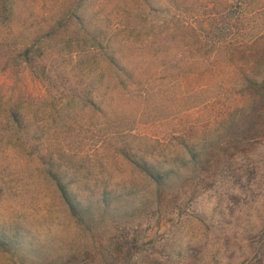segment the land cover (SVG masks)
<instances>
[{
    "label": "rangeland",
    "instance_id": "obj_1",
    "mask_svg": "<svg viewBox=\"0 0 264 264\" xmlns=\"http://www.w3.org/2000/svg\"><path fill=\"white\" fill-rule=\"evenodd\" d=\"M14 2L13 14L0 16V95L20 97L37 115L22 131L29 150L18 148L0 121V234L19 226L25 231L15 254L0 248V264H31L35 244L58 262L71 257V264H123L128 251L134 254L130 264H256L264 243V98L244 78L264 79V0ZM74 13L99 28L101 41H122L124 57L138 69L135 83L118 90L102 112L91 105L63 111L67 128L49 124V115L56 116L52 107L69 89L87 83L91 74L79 52L87 48L78 42L96 41ZM194 33L205 49L215 45L209 56L191 47ZM35 43L44 46L53 87L20 61L19 53ZM155 43L172 46L155 59L149 47ZM195 60L197 70H181ZM232 124L241 127L239 143L226 145L203 182L177 187V199L149 218H107L95 232H82L43 173V162L53 158L76 179H90L91 187L94 181L116 183L135 177L114 152L116 140L128 135L135 144H152L157 154H174L182 138L227 135ZM35 145L41 157L28 154ZM126 237H136L135 244L125 243Z\"/></svg>",
    "mask_w": 264,
    "mask_h": 264
},
{
    "label": "trees",
    "instance_id": "obj_2",
    "mask_svg": "<svg viewBox=\"0 0 264 264\" xmlns=\"http://www.w3.org/2000/svg\"><path fill=\"white\" fill-rule=\"evenodd\" d=\"M14 4V0H0V16H5L7 12L13 14ZM73 15L75 17L73 19L81 30L91 35V39L96 41H89L88 44L87 41L78 42L82 49L87 48L86 51H79L83 54L84 68L91 74L87 83H84L80 88L69 89L68 94L58 101L60 108H57L58 104L52 107L56 110V116L49 115L52 116L49 124L62 122L67 128L72 126L66 125L67 115L62 114L63 111L67 113V111L76 108L77 105L81 107L91 105L94 111L102 112L105 110L103 105H106L108 99L115 98V93L118 90L128 88L135 81V73L138 69L132 67L129 60L124 57L122 41H113V38L108 41H101L98 39L100 36L98 27L87 24L80 14L74 13ZM230 19L232 20V18ZM194 38L196 41H192L191 47L195 52L200 53L201 57L209 56L216 48L213 45L209 49H205V45L195 33ZM171 46V44L166 43L149 45L155 59L159 58V50H166ZM19 55L20 61L39 81L54 86L53 78L47 70L46 62L44 63L45 49L43 45L39 43L29 45ZM197 60L200 62V58L197 57ZM197 60L186 63L185 67H181V70L185 72L197 70ZM150 61L153 62L151 59ZM137 62L144 65L143 60ZM165 77L170 80L175 79L171 75H165ZM259 79V75L253 79L246 76L244 83H247L249 88L255 89L254 92L260 95L259 97L264 98V79L262 81ZM29 108L30 105L27 107L25 101L20 97L7 98L0 95V121L5 122L6 127L11 129L18 142V148L22 150H29L22 137V131L27 124L26 121L37 115L35 108L32 112ZM240 128V126L236 127L235 124H232L227 130V135L223 132L213 134L214 131L196 136L194 139L184 137L178 144L180 152L174 154H157L152 144L149 143L150 145L147 144L143 147L128 139L127 135L122 141L116 140L112 146L117 156L133 167L135 177L123 179V181L116 183L105 181L100 184L98 181H94V186L99 188L91 187L90 179H85V177L76 179L77 175L71 173V170H67L66 166L63 169L57 166L58 161L53 158L43 162L45 164L43 173L55 185L71 218L79 225L80 230L85 233L95 232L98 224L105 222L107 218L114 223H118V219H130L137 216L149 218L156 213L155 208H160L165 202L172 204L177 199L173 196L177 187L195 181L203 182V174L210 169L213 163L218 164L221 161L220 154L227 149L225 148L226 145L231 147L239 143L237 142V135H243ZM36 147L35 145L30 148L32 151H29L28 154L41 157L39 150H37L39 148ZM48 163L50 164L49 167L46 166ZM226 176L233 177V175H224V178ZM84 179L85 184L82 185ZM75 182H78L76 188L73 185ZM85 192L89 195H84ZM24 232L19 226L15 232L1 233L0 248L12 255L15 254L22 247ZM135 238L126 237L124 241L134 245ZM32 248L28 252L31 255V259H29L31 264H71V257L66 260L61 258V262H58L59 257H52V254L46 253L43 245L35 244ZM133 255L130 251L125 253L121 259L123 264H130ZM257 258L256 264H264V243L260 246ZM112 264H121V262L115 259Z\"/></svg>",
    "mask_w": 264,
    "mask_h": 264
}]
</instances>
